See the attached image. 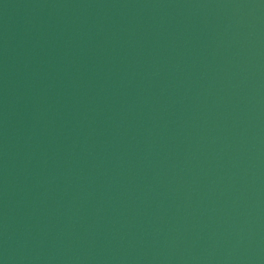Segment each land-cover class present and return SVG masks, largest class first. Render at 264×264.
<instances>
[{"label": "water", "instance_id": "95a60500", "mask_svg": "<svg viewBox=\"0 0 264 264\" xmlns=\"http://www.w3.org/2000/svg\"><path fill=\"white\" fill-rule=\"evenodd\" d=\"M0 264H264V0H0Z\"/></svg>", "mask_w": 264, "mask_h": 264}]
</instances>
